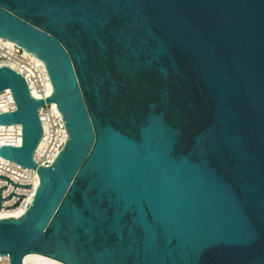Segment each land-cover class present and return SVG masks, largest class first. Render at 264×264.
<instances>
[{"label": "water", "instance_id": "1", "mask_svg": "<svg viewBox=\"0 0 264 264\" xmlns=\"http://www.w3.org/2000/svg\"><path fill=\"white\" fill-rule=\"evenodd\" d=\"M0 38L52 85L0 67L22 128L0 157L39 177L0 220L9 264H264V0H0ZM45 104L68 135L48 167Z\"/></svg>", "mask_w": 264, "mask_h": 264}, {"label": "built area", "instance_id": "2", "mask_svg": "<svg viewBox=\"0 0 264 264\" xmlns=\"http://www.w3.org/2000/svg\"><path fill=\"white\" fill-rule=\"evenodd\" d=\"M0 67H8L22 75L31 95L38 100L49 98V87L52 86L47 69L34 55L26 52L18 45L0 38ZM55 104H45L39 111L43 126L42 149L35 154V161L41 166H50L67 141V131L63 117L55 109ZM57 107V106H56ZM15 104L9 90L0 94V115L11 113ZM22 141V128L19 125H0V148L10 145L19 147ZM3 141H6L4 143ZM2 159V158H1ZM0 159V213H12L17 210H28L36 193L38 177L36 171L22 169L4 159ZM39 186V185H38ZM0 264H9V258L0 256Z\"/></svg>", "mask_w": 264, "mask_h": 264}, {"label": "bare ground", "instance_id": "3", "mask_svg": "<svg viewBox=\"0 0 264 264\" xmlns=\"http://www.w3.org/2000/svg\"><path fill=\"white\" fill-rule=\"evenodd\" d=\"M52 93V86L49 87L48 94ZM55 109H57L56 105H53ZM6 143V141H3ZM21 143V141H18V144ZM42 149V142L39 144L38 151ZM1 159V157H0ZM2 160V159H1ZM39 185V177L36 179L35 186L38 187ZM24 210H17L12 213H0V220L1 219H17L20 218L22 215H24ZM24 264H63L57 260L38 255V254H29L24 259Z\"/></svg>", "mask_w": 264, "mask_h": 264}]
</instances>
